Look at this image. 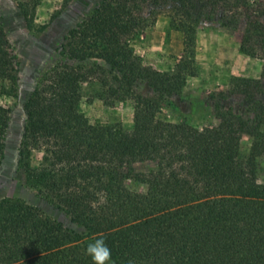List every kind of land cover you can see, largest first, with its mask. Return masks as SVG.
I'll list each match as a JSON object with an SVG mask.
<instances>
[{
	"label": "trees",
	"instance_id": "16d2710c",
	"mask_svg": "<svg viewBox=\"0 0 264 264\" xmlns=\"http://www.w3.org/2000/svg\"><path fill=\"white\" fill-rule=\"evenodd\" d=\"M219 11L226 25H245L240 50L263 62L260 79L230 80V94L251 105L264 87V0H101L68 33L60 46L65 60L25 104L19 156L43 198L85 231L52 221L34 206L2 200L0 264H92L86 247L97 237L111 249L110 264H264V184L257 164L264 154L262 121L250 124L217 105L215 123L198 129L183 119L168 129L159 125L155 107H141L132 128L104 124L92 132L79 109L87 91L90 101L112 105L138 83L153 90L156 105L180 96L198 72V27ZM162 12L184 35L183 55L168 72L146 66L133 46ZM18 79L0 22V97L16 96ZM10 114L0 105V166ZM245 135L252 138L247 153ZM145 164L151 169L135 172ZM133 180L144 191L132 190L126 182Z\"/></svg>",
	"mask_w": 264,
	"mask_h": 264
},
{
	"label": "rangeland",
	"instance_id": "374dc122",
	"mask_svg": "<svg viewBox=\"0 0 264 264\" xmlns=\"http://www.w3.org/2000/svg\"><path fill=\"white\" fill-rule=\"evenodd\" d=\"M101 0H0V22L12 44L18 67L16 96L0 97V105L11 110L5 135V156L0 166V201L13 200L34 206L57 223L78 232L84 229L45 200L37 182L28 176L20 164L19 150L26 126L25 104L37 83L56 64L64 61L60 46L68 33L95 10ZM27 15V17H26ZM222 11L205 20L197 30L195 57L197 75L189 77L180 96L159 102L153 90L138 83L124 102L106 105L100 100L90 101L86 92L80 111L95 132L99 125L121 123L133 127L137 108H156L160 126L174 129L183 119L201 129L215 123L217 105L231 110L250 124L264 123L263 93L249 105L244 96L230 94V80L234 77L260 79L263 62L241 52L244 24L238 27L225 24ZM136 53L146 66L168 72L183 55L184 35L171 29L166 12L158 14L154 25L142 32L133 42ZM264 86V81H263ZM252 138L245 135L242 148L247 153ZM40 155L34 157L37 165ZM258 178L264 184V154L257 159ZM151 164L137 165L136 173L151 169ZM138 192L145 187L133 181L126 182Z\"/></svg>",
	"mask_w": 264,
	"mask_h": 264
},
{
	"label": "clouds",
	"instance_id": "9594fccd",
	"mask_svg": "<svg viewBox=\"0 0 264 264\" xmlns=\"http://www.w3.org/2000/svg\"><path fill=\"white\" fill-rule=\"evenodd\" d=\"M86 255L91 258L92 264H110L111 262V249L103 237H97L87 244Z\"/></svg>",
	"mask_w": 264,
	"mask_h": 264
}]
</instances>
